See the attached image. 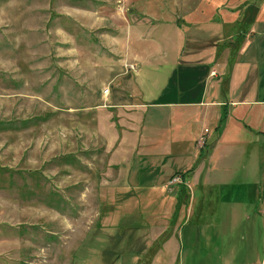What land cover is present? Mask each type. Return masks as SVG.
Masks as SVG:
<instances>
[{"label":"rangeland","instance_id":"obj_1","mask_svg":"<svg viewBox=\"0 0 264 264\" xmlns=\"http://www.w3.org/2000/svg\"><path fill=\"white\" fill-rule=\"evenodd\" d=\"M141 2L147 3L142 9L151 7L145 0H0V264H136L162 244V237L151 239L157 228L166 235L176 223L184 264L218 258L222 246L239 263H261L264 146L254 141L253 128L262 125L258 116H242L233 132L240 137L232 144L235 154L214 162L203 187V212L202 188L196 189L201 204L180 212L168 189L175 184L164 182L202 164L206 142L198 144L199 132L206 128L210 141L217 138L225 105L204 119L195 115L196 123L179 136H137L126 147L133 156L119 154L126 149L116 134L126 114L109 106L111 88L108 95L104 88L120 57L138 60L133 49L152 43L129 29L127 8ZM158 52L143 54L154 62ZM167 66L161 64L162 73ZM147 73L151 81L152 68ZM171 80L163 92L162 83L145 84L141 97L169 99L179 89L189 96L202 87L201 77L192 81V92L186 78ZM219 97L230 98L222 91ZM229 133L228 126L224 136ZM228 197L231 203L224 202Z\"/></svg>","mask_w":264,"mask_h":264},{"label":"crops","instance_id":"obj_2","mask_svg":"<svg viewBox=\"0 0 264 264\" xmlns=\"http://www.w3.org/2000/svg\"><path fill=\"white\" fill-rule=\"evenodd\" d=\"M145 1L149 2L148 6L151 5L149 9H142L147 7L145 2L137 3V8L133 5L128 6V10L132 9L129 13L131 23L128 25L130 30L133 26L135 35H147L152 43H147L143 47L138 44L136 49H133V55L137 56L138 60L129 59L126 54L120 57L116 62V70L111 72L107 83L108 94L111 88L113 99L109 106L118 109L122 115L126 114V117H121L118 124L121 127L116 134L125 146L122 149H126L121 150L119 154L124 158L133 156L131 148L126 147L130 146L137 136L159 134L165 136L166 133L168 136H179L183 129L190 126L192 128L196 123L195 115L204 119L215 113L216 105H225V123L221 125V128L224 125L221 134L219 133L212 141L207 132L205 134L207 136L206 144L202 147V164L184 173L182 182L168 188L174 198L179 197V189L183 188V199L179 201L180 212L190 208L195 201L200 203L199 191L196 193V189L202 188L203 212L208 207L203 187L210 183L214 162L223 157L227 162L235 154L236 150L232 144L239 136L233 132L241 128L242 116L250 115L252 118L256 115L262 121V125L258 123L253 131L256 135L254 141L260 140V145L264 146V0ZM126 34L125 30L123 35L125 39ZM243 37L246 45H243ZM153 48L160 52L157 53L158 58L154 62H149L146 59L147 55L143 53L150 52ZM139 51L145 52L140 54ZM260 58L263 59L261 65ZM126 62L135 63L137 68L126 69ZM163 62L168 66L162 73ZM149 68H152L155 74L151 81L147 73ZM168 68L171 70L166 74ZM175 77L187 79L188 92L196 89L192 84L196 78L201 77L202 87L189 96H181L179 89L177 96L169 99L141 97L142 86L145 84L162 83L163 92ZM210 78L214 79L211 80L212 84ZM209 89L210 98L207 97ZM148 91L151 92L150 89ZM221 91L229 94V100L225 101L219 97ZM228 105H231L230 110ZM185 106H197L198 111L184 108ZM149 109L151 111L146 118ZM165 126L167 129L164 131ZM228 126L229 136H224V130ZM201 133L202 130L199 135ZM135 171H140L139 165H135ZM164 184L167 185V181ZM214 200L217 201L215 198ZM221 202L223 200L216 203V206H220ZM224 202L231 203L232 199L228 197ZM211 205L214 207L215 204L212 202ZM202 224H207L205 218L202 219ZM180 225L181 223H176L173 231H167L166 235L164 231L166 229L157 228L151 239L164 235L162 244L136 264H184L178 261L183 237ZM228 234L229 232L225 236ZM216 253H220L221 256L215 258L216 260L202 259V264H250L239 263L233 255H225L227 253L223 246ZM262 262L264 263V253Z\"/></svg>","mask_w":264,"mask_h":264},{"label":"built area","instance_id":"obj_3","mask_svg":"<svg viewBox=\"0 0 264 264\" xmlns=\"http://www.w3.org/2000/svg\"><path fill=\"white\" fill-rule=\"evenodd\" d=\"M137 67V65L133 62H126L125 63V68L126 69H131V70H135ZM212 73H215V71H212ZM108 91H109V87H106L104 88V94L107 95L108 94ZM206 128L204 129V132H202L199 136V138L197 139V142L198 144H202L204 145V143L206 142ZM183 181V177H182V174H175L173 177H171L168 182H167V186L168 185H172V184H175V183H180ZM262 214L264 215V206L262 208ZM261 264H264L263 262Z\"/></svg>","mask_w":264,"mask_h":264},{"label":"trees","instance_id":"obj_4","mask_svg":"<svg viewBox=\"0 0 264 264\" xmlns=\"http://www.w3.org/2000/svg\"><path fill=\"white\" fill-rule=\"evenodd\" d=\"M224 120H225V114H223V115H221V118H220V123H219V125H218V127H220L221 128V125L224 123ZM189 170H191V169H188L187 171H177V172H174L173 174H171V176L169 177V179L171 178V177H173L175 174H178V173H181L182 175L185 173H188L189 172ZM182 191H183V188H181V189H179V197H178V199H179V201L181 200V199H183V193H182ZM160 237H162V239H163V237H164V235H162V236H160ZM153 251V250H152Z\"/></svg>","mask_w":264,"mask_h":264}]
</instances>
